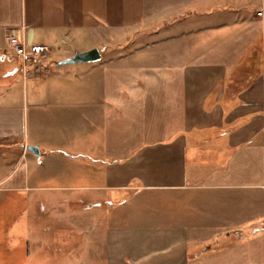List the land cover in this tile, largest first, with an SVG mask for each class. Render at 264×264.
Returning <instances> with one entry per match:
<instances>
[{
  "label": "crops",
  "instance_id": "0c3cea01",
  "mask_svg": "<svg viewBox=\"0 0 264 264\" xmlns=\"http://www.w3.org/2000/svg\"><path fill=\"white\" fill-rule=\"evenodd\" d=\"M262 10L0 0V264H264ZM136 26L171 32V51H112L89 90L68 79L59 62L80 51L54 50L60 35L125 43ZM22 28L48 48L26 77Z\"/></svg>",
  "mask_w": 264,
  "mask_h": 264
},
{
  "label": "rangeland",
  "instance_id": "374dc122",
  "mask_svg": "<svg viewBox=\"0 0 264 264\" xmlns=\"http://www.w3.org/2000/svg\"><path fill=\"white\" fill-rule=\"evenodd\" d=\"M155 29L156 27L154 28L153 26H147L146 28L142 26L129 28L128 31L124 33V35H129L131 38L129 39V41L125 43H107V42L102 43L101 41L96 40V37L94 35L93 36L88 35V37L85 36L83 39L76 40L73 39L70 35L62 34L59 36L60 38L58 44L55 45L54 46L55 48L53 49L57 51L59 48L60 52L65 51L67 49L68 51L73 52L74 49L77 48L80 51L79 53L87 51L92 48H98L100 50L102 58L97 62L68 63L61 65V68L64 67L63 70L67 71L68 79H70L71 81L80 80L81 84L84 85V90L86 89L89 90V88L92 87L90 85L85 86V84H88L89 82L87 80H84V78L90 77V75L87 76L86 71L89 68L101 66L103 62L107 61L108 59L107 56L111 55L112 51H127V54H131L132 58H135L132 61L139 60V57L144 59L149 57L151 58L150 60H154L160 57L161 54L170 52L174 45L173 34L171 32L169 33L168 31L153 36L156 31ZM26 39L30 44H32L33 42L38 40V34L32 29H28L26 32ZM116 39L117 40L119 39L117 42L123 40L121 36L116 37ZM52 66L53 69L58 70V66H56L54 63H52ZM80 73L84 74V77L80 76L81 75ZM84 90H83V94L85 95ZM88 96L89 95H87L86 98ZM11 221L12 220L9 217L8 220L4 221L5 224H3V227L4 228L9 227Z\"/></svg>",
  "mask_w": 264,
  "mask_h": 264
},
{
  "label": "built area",
  "instance_id": "2783aa9c",
  "mask_svg": "<svg viewBox=\"0 0 264 264\" xmlns=\"http://www.w3.org/2000/svg\"><path fill=\"white\" fill-rule=\"evenodd\" d=\"M258 17L264 18V10L256 13ZM9 45L14 54L21 61L22 75L26 77L28 67L43 69L47 61L48 48L42 44H28L23 29L20 35L9 36Z\"/></svg>",
  "mask_w": 264,
  "mask_h": 264
},
{
  "label": "water",
  "instance_id": "95a60500",
  "mask_svg": "<svg viewBox=\"0 0 264 264\" xmlns=\"http://www.w3.org/2000/svg\"><path fill=\"white\" fill-rule=\"evenodd\" d=\"M101 59V52L98 48H92L87 51L77 53L71 58H67L61 61L60 64H68V63H94ZM28 151L32 154L38 156L39 149L36 146H28Z\"/></svg>",
  "mask_w": 264,
  "mask_h": 264
},
{
  "label": "trees",
  "instance_id": "16d2710c",
  "mask_svg": "<svg viewBox=\"0 0 264 264\" xmlns=\"http://www.w3.org/2000/svg\"><path fill=\"white\" fill-rule=\"evenodd\" d=\"M59 63H61V62H59Z\"/></svg>",
  "mask_w": 264,
  "mask_h": 264
}]
</instances>
